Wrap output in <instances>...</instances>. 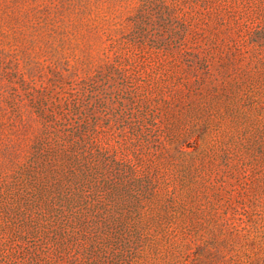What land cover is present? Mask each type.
Masks as SVG:
<instances>
[{"label": "rangeland", "instance_id": "rangeland-1", "mask_svg": "<svg viewBox=\"0 0 264 264\" xmlns=\"http://www.w3.org/2000/svg\"><path fill=\"white\" fill-rule=\"evenodd\" d=\"M0 264H264V0H0Z\"/></svg>", "mask_w": 264, "mask_h": 264}]
</instances>
